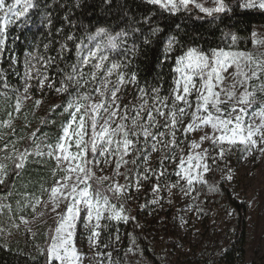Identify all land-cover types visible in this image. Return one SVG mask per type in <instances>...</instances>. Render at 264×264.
Wrapping results in <instances>:
<instances>
[{
  "label": "snow or ice",
  "instance_id": "snow-or-ice-1",
  "mask_svg": "<svg viewBox=\"0 0 264 264\" xmlns=\"http://www.w3.org/2000/svg\"><path fill=\"white\" fill-rule=\"evenodd\" d=\"M211 3V7H206L202 0H141L145 11L129 15L133 10L127 0L122 4L116 0H99L92 5L87 0H73V7L85 10L101 7L111 12L119 7L126 27L119 31L85 28L84 36L66 34L64 42L59 44L57 57L64 60L66 53L74 52L75 62L66 64L65 68L57 66V72L62 74L58 87L53 82L47 84L67 96L62 105L55 106L67 113V119L60 125V134L55 142H47L45 136L36 143V133H32L35 144L32 152L27 148L20 152L16 141L0 146V184L9 175V162L16 170L22 169L31 155L47 156L56 162L52 170L53 186L47 189L41 185L42 191L49 193L51 210L56 213L55 227L50 229L45 246H37L43 264H83L85 256L77 248L78 228L82 225L88 233L87 241L92 248L99 246L102 232L112 221L127 223L130 219L119 203L121 196L128 195L129 188L135 186L139 190L144 182L152 181V199L144 207L160 204V193L165 190L171 193L176 188L190 196L196 191V185H207L205 174L225 171L212 166L226 160L234 148L251 154L258 144L264 145V99H260L264 97V53L254 56L251 51L234 47L238 37L232 32L224 33L229 43L222 41L216 47L205 49L189 37L182 22L192 19L195 10L203 14L197 15V20L212 17L213 21L220 19L221 22L222 17L235 11L227 0H211ZM236 6L264 10V0H237ZM36 7L35 0H0V55L7 26L15 23L27 26L32 15L30 10ZM157 9L160 19H155ZM45 19L51 25L52 21ZM165 19L172 22L161 26ZM64 20L72 23L67 15ZM252 37L254 44L264 45V40L255 39V32ZM153 44L163 45L161 64L172 61L171 83L166 94H162V86L141 87L137 73L130 70L132 57L139 49ZM44 48L47 51L49 45L45 44ZM57 57H32L44 67V71L37 69L35 76L31 74L35 65L25 60L24 94L32 88L28 82L32 79L37 80L40 90L44 89L45 82L49 81L47 70ZM3 86L8 87L6 80ZM129 86L136 89L138 95H133L138 103L122 106V89ZM21 99L20 95L16 98L17 112ZM35 103L38 106L41 101ZM257 105V110L250 112ZM207 128L210 131H205ZM196 131L203 134L198 141L189 143L188 134ZM259 151L264 153V147H259ZM153 153L159 155V171L149 166ZM113 162L111 177L98 176L93 170L101 163ZM170 167L172 172H168ZM225 168L227 174L222 179L231 181V169L227 165ZM57 172L61 173L59 178H55ZM121 175L124 184L118 182ZM172 175L176 177L175 182L169 179ZM207 186L209 191H215L214 184ZM30 203L35 208L40 203L39 197ZM4 207L10 210V205H0V211ZM13 226L18 227L14 222ZM115 239L119 241L118 234ZM102 246L109 247L107 243ZM96 255L100 257L98 264H103L105 256L108 264H118L112 260L111 252Z\"/></svg>",
  "mask_w": 264,
  "mask_h": 264
},
{
  "label": "trees",
  "instance_id": "trees-1",
  "mask_svg": "<svg viewBox=\"0 0 264 264\" xmlns=\"http://www.w3.org/2000/svg\"><path fill=\"white\" fill-rule=\"evenodd\" d=\"M94 2L98 4L99 0H87L89 5ZM116 2L122 4L124 0H116ZM227 2L235 11L222 17L223 22L220 19L213 21L212 17L197 20L196 16L200 14L196 10L192 13V19L182 22L187 28L189 37L194 38L205 49L216 47L222 41L225 44L229 43L224 39V33L232 32L238 37L234 47L239 50H247L254 26L257 24L264 25V10L258 8L240 9L236 6L237 0H227ZM35 3L37 7L30 10L32 15L27 26L15 23L6 28L3 53L0 55V76H2V79H0V121H3L7 114L13 111L18 90L19 76L17 75L21 72V68H18L17 65L21 64V58L26 50L35 47L38 49L44 48V45L48 44L49 48L47 51L45 50L44 55L46 57H57L59 44L64 42L66 34L75 33L77 36H84L85 28L88 31H95L96 27H105L119 31L120 28L126 27L119 7H114L111 12H106L101 7H90L87 10L75 8L72 6L73 0H35ZM127 3L133 10L129 15L133 13L139 15L145 11L141 0H127ZM138 5L139 8H137ZM66 15L70 17L71 24L64 20ZM46 17L52 21L51 25L47 23ZM155 19H160L158 9ZM171 22V19H165L161 22V26ZM72 25H75V27ZM61 28L63 32L58 33L57 29ZM162 49L163 45L156 44L141 47L132 57L130 70L137 73L141 87L162 86V94H166L171 83L172 61L164 64L160 63L163 56ZM74 62V52L66 53L64 60L57 57L55 64L47 70L50 78L58 82L62 74L57 72V66L65 68L66 64ZM4 80L7 81V88L3 86ZM66 99V94H63L59 101H49V106L38 115L32 132L23 139L15 140L16 148L20 152H23L26 148L30 152L34 151L35 144L32 138L34 132L36 133V143L44 140L45 136L47 142H55L60 134L62 121L67 119V113H63L62 107L55 106L62 105ZM55 168V161L47 156L31 155L28 157L25 166L19 170H16L14 165L9 162V175L5 183L0 184V197L14 201L24 194L39 193V191H42L41 185L44 188H50L54 184L52 170ZM60 175L61 173L57 172L55 178H59ZM206 181L207 185L214 184L216 186L215 191H209L207 185H199L197 195L199 207L205 209L222 205L233 212L231 226L218 237L217 241L220 245H223L221 257L224 263L237 264L243 260L244 256L247 206L231 195L224 181L214 172L206 178ZM151 183L152 181L144 182L142 190L137 192L133 191V187L129 188V192L135 194L139 205L138 209L133 212L126 200L120 198L119 203L123 204L125 214L130 219L127 223L112 221L109 227L102 232V236L106 240L105 243L109 245L108 249L111 250L113 259L118 264H169L166 256L157 251L154 245L150 243L149 237L155 234L156 226L138 227L136 224L138 215L144 216L148 210L149 205L147 207H144V205L151 195ZM112 202L117 203L115 200ZM163 220L161 221L163 226L167 225V221ZM54 227L55 219H50L40 226L33 235L28 233L17 234L9 242L0 239V264H43V257L39 256L37 246L40 248L45 246L48 233ZM164 228L163 230L167 233L168 226H164ZM117 234L119 238L123 236V242L118 248L113 244L118 242L115 239ZM129 249L131 251H128ZM202 255H199L200 257L195 260L201 258Z\"/></svg>",
  "mask_w": 264,
  "mask_h": 264
},
{
  "label": "rangeland",
  "instance_id": "rangeland-1",
  "mask_svg": "<svg viewBox=\"0 0 264 264\" xmlns=\"http://www.w3.org/2000/svg\"><path fill=\"white\" fill-rule=\"evenodd\" d=\"M202 2L205 3L206 7L212 6L211 0H202ZM196 11L198 12V10ZM199 14L203 16L202 13ZM253 32L256 33V40H264V25H255ZM244 51H251L254 56H259L264 53V45L254 44V38L251 34L247 50ZM29 53H31V56L28 55ZM44 53L45 48L38 49L35 47L26 50L21 58V64L17 65L18 68H21V72L17 75L19 76V81L17 82L18 91L16 98L18 95L22 97L21 107L19 112L15 110V98L13 111L10 112L11 117L7 114L6 118L0 121V135L3 136V139L0 140V146L7 141L20 140L29 135L33 130L38 115L49 106L50 103L48 102H57L62 98L63 94L57 93L54 88L47 87L49 82H53L56 87L59 86L56 80L50 78L48 72L49 81L45 82L43 90L38 88L37 80L32 79L28 81L32 88L28 94H24L25 60L28 59L32 65H35V68L31 71V74L35 76L36 70L44 71V67L32 57L43 56L46 58ZM253 83H256V81H253ZM122 92H124L120 100L122 106L124 104L138 103L133 95L136 93V89L133 86L122 89ZM136 94L138 95V93ZM260 99H264V97H260ZM36 100L41 101L38 106L35 103ZM257 108L258 105L254 106L250 112L257 110ZM9 120L10 123H5ZM205 131H210V128L205 129ZM202 134L200 131L189 133L188 142L190 143L191 140L198 141ZM203 147H208L207 141L204 142ZM259 147H264V145L258 144L257 149L253 150L251 154H244L239 149L234 148L227 154L226 160L218 161L217 165L212 166L214 169L217 167L225 169L224 172L213 170L205 174V179L212 175L213 172L222 179L227 174V169L225 168L227 165V168L231 169L233 178L231 181L222 180L230 190L231 195L247 206L244 256L243 260L237 264H264V153L259 151ZM9 148H11V144ZM181 148H185V145H181ZM149 166L156 167L158 171L160 170L159 155L157 153L152 154ZM100 169H103V171ZM93 170L98 176L107 175L111 177L114 172V162L111 165L101 163L98 168ZM120 171L123 173L125 168L122 167ZM168 172H172L171 167ZM169 179L175 182L176 177L172 175ZM118 182L120 184L125 183L123 175L119 177ZM143 186L139 190L133 186V191H141ZM195 187L196 191L190 196H185L183 192L176 188L172 189L171 193H168L167 190L162 191L160 193L162 197L160 204H149L146 214L144 216L138 215L136 224L138 227L156 226L155 234L149 237L150 243L154 245L157 251L166 256L169 264H225L221 257L223 245H220L217 239L231 226L233 212L222 205L202 209L198 204L199 185ZM34 197H39L40 199V203L35 208L30 203ZM120 198L126 200L133 212L138 209L139 205L134 193L128 191L127 196H121ZM151 199L152 195H150L148 201ZM17 202H19V205ZM0 205H10V210L8 207H4L0 211V239L6 242L12 241L17 234L28 233L33 235L40 226L50 219H55L56 216V213L51 210L47 191H39L37 194H24L14 201L0 197ZM162 220L168 223L164 225L165 227L168 226L167 233L163 230ZM13 222L18 227H14ZM87 235L88 233L81 225L78 228L77 248L85 256L83 264H98L100 257L96 253H107L111 252V250L102 246L106 242L102 234L100 237L101 244L96 248H92L88 244ZM122 238L123 236L119 238L118 242L113 243L116 248L122 244ZM201 254L205 256L202 255L199 258L201 260H195ZM111 258L115 261L113 255ZM103 264H108L106 256L103 258Z\"/></svg>",
  "mask_w": 264,
  "mask_h": 264
}]
</instances>
